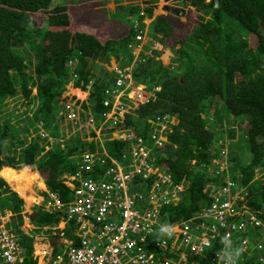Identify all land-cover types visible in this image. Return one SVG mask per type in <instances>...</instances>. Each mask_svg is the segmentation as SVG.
I'll return each mask as SVG.
<instances>
[{"label":"trees","instance_id":"1","mask_svg":"<svg viewBox=\"0 0 264 264\" xmlns=\"http://www.w3.org/2000/svg\"><path fill=\"white\" fill-rule=\"evenodd\" d=\"M187 2L196 12L192 13L196 21L189 33L182 35L181 29L163 15L153 17L147 31L157 35L158 44L133 65L136 80L156 85L159 90L145 103H130L127 112L111 121L105 120L108 106L103 102L118 74L107 69L105 63L116 57L120 64L129 65V44L142 33L143 20L152 17V8L128 5L130 14L137 13L134 21L100 20L88 17L83 6L77 15L75 6L53 0H0V115L7 99L18 93L28 97L27 80L32 78L39 101L29 121L32 128L39 122L49 137L56 135L57 123L62 119L56 118V114L69 101L82 120L91 114L94 122H103L100 136L95 129L86 128L69 138L68 145L63 140L51 144L42 139V128H34L37 134L29 141L23 140L8 122H0V213L12 214L6 226L18 234L25 251L23 264H36V260L32 257L33 237L20 228L24 206L20 196H25L15 189L31 192L34 182L43 177L47 189L58 192L65 200L68 189L62 181L64 175L75 171L81 151H96L101 144L110 156L121 159L122 149L128 144L116 135L129 130L146 136L148 119L165 114L174 115L177 124L167 132V143L158 152V161L184 192L180 203L161 207L163 219L175 222L192 216L212 201L210 187L228 177L248 185L245 205L264 221V172L258 175L256 171L264 170V0ZM34 32H40V38L29 41L32 74L26 75L28 64L13 46ZM177 44L178 72L161 59L164 52ZM20 81L18 88L15 85ZM71 81L81 88L84 99L64 96ZM223 116L232 125L225 128L221 123ZM213 117L221 124L213 126L208 120ZM221 133L227 141H221ZM99 138L105 140L100 142ZM219 141L221 148H230L231 141H238L242 150L249 151L245 158L231 148L219 156L225 159L228 172L227 175L224 169L218 173L220 181L211 176L216 168L210 171V164L220 153L216 144ZM33 165L42 176L32 170ZM40 184L43 186L41 181ZM30 218L35 225L52 226L58 223L59 212L34 209ZM66 234L70 236L71 232L67 230ZM223 243L228 248L223 239L215 240L209 250L201 256H190L188 261L216 264V254ZM54 246L56 252V242ZM231 256L235 264H254L257 253L232 250Z\"/></svg>","mask_w":264,"mask_h":264},{"label":"built area","instance_id":"2","mask_svg":"<svg viewBox=\"0 0 264 264\" xmlns=\"http://www.w3.org/2000/svg\"><path fill=\"white\" fill-rule=\"evenodd\" d=\"M141 38L142 33L136 35L129 49L138 48ZM136 59L140 61L141 57H135L128 66L119 62L106 66L118 78L114 87L106 91L105 120L115 121L128 111L130 103H145L159 90L156 85L149 87L132 79ZM70 83L73 84L71 81L66 85L64 96L79 98L66 91ZM64 110L66 118L76 122L79 132L92 128L91 114L82 120L70 101ZM148 121L146 136L129 130L116 135L128 144L122 149L121 159L110 156L101 144L96 151H81L75 171L64 175L62 181L68 189L67 199L46 187L37 188L43 194H35L41 199L31 206L37 203L42 211H59L61 215L52 226L28 221L27 228L22 227L31 235L28 231H38L35 236L40 238L42 234V241L49 235L60 237L55 255L54 248L45 241L39 253L35 249L36 264H193L188 261L190 256H201L219 239L228 248L223 243L216 254V264H235L232 250L244 254L256 252L254 264H264V231H261L264 221L245 205L248 185L226 177L219 185L210 187L213 198L207 206L175 222L163 219L161 207L180 203L184 192L173 183L171 173L159 163L157 155L166 145L167 132L177 124V119L165 114ZM100 127L96 130L98 136ZM39 135L50 140L43 128ZM103 140L99 138L100 142ZM256 171L258 175L264 172L260 168ZM6 225L0 213V264H23L17 233ZM165 225L171 227V236L160 232ZM67 230L71 235L63 237ZM222 247L229 252L228 257Z\"/></svg>","mask_w":264,"mask_h":264},{"label":"rangeland","instance_id":"3","mask_svg":"<svg viewBox=\"0 0 264 264\" xmlns=\"http://www.w3.org/2000/svg\"><path fill=\"white\" fill-rule=\"evenodd\" d=\"M82 1L94 2L96 0H53V3L77 4L79 2L83 3ZM97 1L107 2V0H97ZM116 1L117 2L114 1L115 6L113 3L110 2V7L111 6L114 7L112 12H111V15L113 18H117V19H120L123 21H125L126 19H128L129 21H134L137 18V16H136L137 13L134 15L132 13L131 14L129 13V11L127 10L128 5H132V4L139 5V6L145 5V6H149L152 8V17L147 18L146 20H143L145 26H142V38L140 40V44H139L138 48H133L130 50L131 62L133 61V59L135 57H142L145 53H147V52L150 53L151 49H154L155 46L158 44L157 35L150 33V32L148 33V31H147V25L150 23V21L152 20L153 17H155L157 15H163V16L167 17L172 23H174L179 29H181L182 35H187L189 33L191 27L194 25V22L196 21V18L193 17V15H192V13L195 14L196 12L193 10V6L188 4L187 0H116ZM189 8H192V9H189ZM134 23L137 24L136 22H134ZM39 38H40V32H34V35H32L29 38L17 40L15 42L16 45L13 46V48L15 50H18V52H17L18 55L22 56L23 59L25 60V62L28 64L27 68L25 69L26 75L32 74V69H31V67H29L31 65H29V63L33 62V56H31L29 41H32V39L37 40ZM178 46H179V44H177L174 48H171L168 51L164 52V54H162V56H161V59L163 60L164 64L170 65L171 68L174 69V71L176 70V72L179 71L177 67L180 65L179 61L177 60V54L175 52V49ZM136 61H137V59H136ZM118 62L121 63L119 58L111 57L110 61L105 63V66L112 67L113 64L114 65L118 64ZM138 62H140V61L135 62V64ZM130 63H129V65H130ZM32 76H34V75H32ZM132 79L138 83H140V82L143 83V81L136 80L134 78L133 74H132ZM31 82H32V78L27 80V84H28L27 88H30V93H29L28 97L25 98L24 96L21 95V93H18L16 96H13V97L7 99L5 101L6 107L1 112L3 114L0 115V122H3V121L8 122L12 127H14L15 130H17V133L20 136V138L23 140H26V141H29L32 138V136H35L37 134V131H35L34 128H37L38 130H40L42 128V124H40L39 122H35V124L33 125L34 128H32L29 125L30 118L35 114V110L39 106V101L36 98L37 89L35 88V86ZM20 84H21V81L16 83L15 86L19 88ZM143 84H146V83H143ZM146 85H148L150 87L152 84H146ZM66 91H68V94L76 95L79 98L84 97V94H81V93H83V92H81L82 91L81 88L75 87V85L72 83H70L68 85V88H66ZM63 111H64V105L60 108L59 112L56 114V118L60 117L62 119L60 120L59 123H57L58 126L56 127V132H57L56 135L50 136V143L51 144H54L56 141L63 140V143L64 144L67 143V145H68L69 138L75 137L80 133L78 131L79 129L78 128L76 129V122L68 120L66 118V116L62 114ZM208 120L211 124H213V126L218 125L220 123L218 121V119H216V117H213L211 119L208 118ZM227 121L228 120H226V117L223 116L221 123L225 128L232 125V122L227 123ZM102 124H103V122L100 119H97L96 122L91 123V125H92L91 129L97 130L99 128V126H102ZM225 124H226V126H225ZM245 125L247 126V124H245ZM26 132H28V133H26ZM216 135H217V133H216ZM57 138H60V140H57ZM220 138H221V141L222 140L227 141V138L224 135V133H221ZM238 143H239L238 141H231L232 146L230 148L235 149V153H237V154H239L245 158V156L247 154L249 155V151L242 150L239 147ZM216 144H217V150H219L220 153L213 160V162L210 164V171H212V168H216L215 173L212 174L211 176L214 178L217 177V180L220 181L221 176L218 175V173L221 172L220 168L224 167L226 170L227 165L225 163V159L223 157H219V156L224 155V152L230 148H227L226 146L221 148L219 145L220 141ZM234 144H236V146H234ZM245 147H247V145H245ZM238 148H240V151L238 150ZM5 154H7V151L4 152V155ZM11 155H12V153H11ZM238 161L240 163H242L239 159H238ZM12 166H15V165H12ZM19 167H21V166H15V168H19ZM33 168L34 169H32V170L38 171L42 176L41 170H38L35 165H33ZM226 174L228 175L227 170H226ZM6 183H7V181H6ZM7 185L10 187V185L8 183H7ZM37 188H39V187L36 186L35 184H33L32 189L34 190V192L36 191L37 195H42L43 194L42 191H37ZM10 189L13 190L12 188H10ZM40 189H42V188H40ZM33 200H34V202H37L36 200H39V199L37 197V199H33ZM27 201L30 204L33 203L29 198L27 199ZM40 207H41L40 205H38L37 203H34V207H32V208L40 209ZM30 212H31L30 217H32V215L34 214V210L31 211V209H29V208L22 210V215H23V219H24V221H23L24 224H22V225L24 228H27L26 223L29 221V219H31L30 217H27ZM2 217H3L4 222H8L10 220L11 213L9 211H7L6 213L3 214ZM28 232L32 233L34 236L38 233V231H34V230L28 231ZM47 238L50 239V237H48V236H47ZM222 250L226 251L225 252L226 257H228L229 252L227 250H225L223 247H222Z\"/></svg>","mask_w":264,"mask_h":264},{"label":"crops","instance_id":"4","mask_svg":"<svg viewBox=\"0 0 264 264\" xmlns=\"http://www.w3.org/2000/svg\"><path fill=\"white\" fill-rule=\"evenodd\" d=\"M114 1L117 2L116 0H107V2H105V1H97L96 0L94 2H90V1L89 2H84V1H82L83 3L79 2L77 4H71V5L76 7L75 10H77V15H79V11H80L81 7L83 6L82 9L86 10V14H87L88 17L89 16H94L95 18L100 19V20H102V19L112 20L113 17L111 15V12H112L114 7L113 6L110 7V2L114 4ZM114 6H115V4H114ZM142 6L145 7V5H142ZM79 20H80V16H79ZM40 181L43 183V178L37 179L34 182V184L36 186H38L39 188L43 189L45 185L43 183V186H42L40 184ZM39 185H41V186H39ZM19 190H22V189H19ZM22 192L32 202H34L33 199H37V197H38L39 200L41 199V196H37V197L35 196L36 191L34 192V190L31 191V192L27 191V190L26 191H22ZM39 200H36V201H39ZM28 204H30V203H28ZM24 209H26V206H25ZM41 243H42V239H40L39 245L37 244V246L35 247L37 249L38 253L40 252V250L42 248V246L40 245Z\"/></svg>","mask_w":264,"mask_h":264},{"label":"clouds","instance_id":"5","mask_svg":"<svg viewBox=\"0 0 264 264\" xmlns=\"http://www.w3.org/2000/svg\"><path fill=\"white\" fill-rule=\"evenodd\" d=\"M147 18H149V17H146L145 18V20L147 19ZM44 139H46L47 141H49L50 142V140L48 139V137H46V138H44ZM58 142H60V141H58ZM48 146V145H47ZM261 175V174H260ZM43 178V177H42ZM4 179V178H3ZM5 180V179H4ZM44 180V179H43ZM43 183H44V185H45V182L43 181ZM45 187H46V185H45ZM9 188H11V187H9ZM47 188V187H46ZM12 191H14V192H16L15 190H12ZM17 193V192H16ZM18 194V193H17ZM35 194V193H34ZM19 195V194H18ZM20 196V195H19ZM21 197V196H20ZM22 199H23V201H24V206H23V209L25 208V206L26 205H30L29 207H26V208H29V209H31V211L32 210H34V208H32V207H34V205L33 206H31V204H28L27 202H26V200L24 199V197H21ZM40 210H42L41 209V207H40ZM59 212V211H58ZM12 215V214H11ZM60 215H61V213L59 212V218H60ZM2 216H3V214H2ZM22 217H23V215H22ZM27 217H29V214H28V216ZM60 220V219H59ZM10 221V220H9ZM23 221H24V219H23ZM29 221L30 222H32L33 223V221H32V219H29ZM6 224H7V222H6ZM23 224H24V222H23ZM23 225H21V230L23 231V232H25L24 230H23ZM160 232L162 233V234H166V235H169V236H171L172 235V232H171V227L170 226H168V225H165V226H162L161 227V229H160ZM26 233V232H25ZM26 234H28V233H26ZM30 237H33V240L34 239H36V242L34 243V245H33V250H32V257L36 260V262H37V257H35L34 256V251H35V247L37 246V244L39 245V243H40V239H42V234L39 236L40 238H36V236L34 237V235H31V234H28ZM17 236H18V234H17ZM49 236H52V235H49ZM48 236V237H49ZM58 240V239H57ZM57 240H55V241H53V242H49V239L47 238V236H45V238L43 239V241H42V243H49L50 244V246L52 247V248H54L55 249V246H54V242H57ZM19 241V240H18ZM45 241V242H44ZM41 243V244H42ZM20 244V243H19ZM40 244V245H41ZM21 246V245H20ZM23 248V247H22ZM55 251V250H54ZM55 253L56 252H53V255H55Z\"/></svg>","mask_w":264,"mask_h":264},{"label":"flooded vegetation","instance_id":"6","mask_svg":"<svg viewBox=\"0 0 264 264\" xmlns=\"http://www.w3.org/2000/svg\"><path fill=\"white\" fill-rule=\"evenodd\" d=\"M49 237H50L49 242H53V241H55V240L60 238L58 235H53V236H49ZM63 237H68V235L65 234ZM35 242H36V239L33 240V245H34ZM57 242H58V240H57ZM23 259L25 260V251H24V249H23ZM24 260H23V262H24Z\"/></svg>","mask_w":264,"mask_h":264},{"label":"bare ground","instance_id":"7","mask_svg":"<svg viewBox=\"0 0 264 264\" xmlns=\"http://www.w3.org/2000/svg\"><path fill=\"white\" fill-rule=\"evenodd\" d=\"M81 93V92H80ZM81 94H83V93H81ZM85 96V95H84ZM18 193H21V194H23V190H19V189H15ZM24 195V194H23ZM25 196V195H24ZM27 197L25 196V200H26V202L28 203V201H27Z\"/></svg>","mask_w":264,"mask_h":264}]
</instances>
